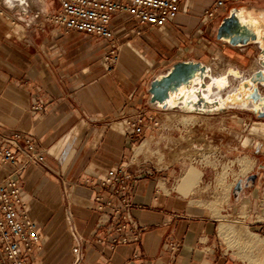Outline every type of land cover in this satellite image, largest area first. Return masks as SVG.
<instances>
[{"label":"crops","instance_id":"obj_1","mask_svg":"<svg viewBox=\"0 0 264 264\" xmlns=\"http://www.w3.org/2000/svg\"><path fill=\"white\" fill-rule=\"evenodd\" d=\"M202 3L183 0L178 17L164 28L115 15L111 26L121 48L113 61L106 59L109 48L102 38L66 33L50 21L52 3L47 2L46 19L36 6L22 14L28 18H18L2 3L0 130L34 140L46 163V168L27 165L20 177L22 209L42 236L27 256L30 264H73L75 239L66 229L63 209L81 238L84 264H172L173 242L181 245L179 264H225L229 251L221 225L242 231V239L251 232L264 238V170L257 185L234 202L232 187L239 179L227 193L215 192L217 172L200 155L155 171L137 162L132 166V171H151L140 175L132 196V219L142 230L137 242L114 243L107 231L108 209L98 210L96 196L104 192L100 182L109 170L134 159L148 128L135 138L122 116L143 106L154 114L171 111L150 104L153 78L187 60L207 63L215 77L225 74L214 68L212 59L208 63L200 58L199 41L189 36L197 24L198 34L202 31V13L208 7H199ZM196 9L197 18L192 16ZM230 48L234 55H224L227 71L247 77L261 69L259 46ZM253 48L258 55H250ZM230 81L231 86L238 83L236 78ZM251 117L255 119L247 128L253 134L261 129L253 139L263 143L264 118ZM240 141L236 137L232 142L239 146ZM11 173L10 166L0 163V183Z\"/></svg>","mask_w":264,"mask_h":264},{"label":"built area","instance_id":"obj_2","mask_svg":"<svg viewBox=\"0 0 264 264\" xmlns=\"http://www.w3.org/2000/svg\"><path fill=\"white\" fill-rule=\"evenodd\" d=\"M57 10L49 14L55 25L66 33H83L97 36L107 42L109 53L106 59H117L121 44L112 28L113 17L126 14L141 25L164 28L174 21L180 13L183 0H52ZM264 0H213L202 13L203 28L209 30L217 21L229 15L231 8L259 4ZM135 138L144 135L147 125L158 123L144 109L131 110L121 118ZM20 158L23 163L20 164ZM0 163L12 168L0 183V264H30L27 256L39 246L42 236L38 225L23 211V188L21 172L27 165L36 164L46 168L45 155L29 137L19 132L6 133L0 130ZM136 164L130 162L109 170L100 186L104 192L96 196L98 210L108 209L107 231L113 235V242L128 244L137 242L142 230L132 219V196L140 175L151 171L142 167L132 171ZM70 214V212H69ZM71 214L69 222L71 224ZM75 246L73 264H84L85 253L81 238L71 226ZM108 239V238H107ZM181 245L170 244L172 264H179L177 256Z\"/></svg>","mask_w":264,"mask_h":264},{"label":"rangeland","instance_id":"obj_3","mask_svg":"<svg viewBox=\"0 0 264 264\" xmlns=\"http://www.w3.org/2000/svg\"><path fill=\"white\" fill-rule=\"evenodd\" d=\"M1 1L0 7L3 8ZM45 1L52 3L50 6L52 12L57 10V5L52 0ZM212 1L203 0L199 7L203 9ZM255 5H264V1ZM12 12L18 18H28L19 11L13 10ZM192 16L197 18V9ZM40 17L46 19V13H41ZM220 22L212 24L207 31L202 27L200 34H198L197 24L196 29L189 34L191 38L199 41L200 58L208 63L218 51L225 56L234 55L230 52L233 48L217 40L216 32ZM250 53L251 56L258 55L256 48L251 49ZM184 57L189 58L190 56L187 54ZM141 109L147 111L158 125H147L146 135L135 148L134 160L154 171L178 165L186 160L192 162L197 155H200L206 159L208 168L217 172L215 192L225 194L232 187L234 180L249 177L250 173L257 171L260 164L264 163V142L253 139L254 134L259 133L261 129L257 131L254 129L256 132L253 134L252 129L247 128L250 119H255L251 117V112L234 110L213 115L205 114L201 118L196 114H184L179 109L155 114L148 106H143ZM236 137L242 139L239 146H234L232 142ZM198 145H202L203 152L196 150L195 146ZM63 212L66 229L73 237L71 224L64 209ZM221 228V233L226 237L224 247L229 251L223 260L225 264H264L263 237L251 232L242 239V231L229 227L227 224L221 225Z\"/></svg>","mask_w":264,"mask_h":264},{"label":"water","instance_id":"obj_4","mask_svg":"<svg viewBox=\"0 0 264 264\" xmlns=\"http://www.w3.org/2000/svg\"><path fill=\"white\" fill-rule=\"evenodd\" d=\"M243 7L245 6L231 8L229 15L223 18L217 28V40L230 47H246L257 41L256 33L247 24L244 25L239 18V10ZM262 53L264 54V49H262ZM259 61L264 67V60L260 59ZM210 73L211 70L208 69L203 62L187 60L175 63L167 69L166 73L158 74L153 78L149 87L150 104L152 106H158L162 110H170L169 101L172 96L179 95L182 88H191L195 79L199 77L203 82L200 89L195 92L197 100H188L184 102L185 97L180 95L179 98H177L179 105L175 106L176 109L182 112H188L187 108L192 107V113L201 115L220 114L221 112L227 111L228 109L222 107L220 102H211L203 95V91H205L207 87L205 79L208 78L207 74ZM251 80L254 83L259 82L260 85L252 94V100L254 102L262 100V98H264L261 96V89H264V70L261 69L253 73ZM183 102L185 105L181 106ZM251 113L257 118L263 119L264 107L260 111H251ZM198 150L202 151V148L200 147ZM261 170H264V163L258 167L257 171L251 173L249 177L239 179L236 182V185L232 189V199L234 202L238 201L246 190H250V188H254L257 185L261 176Z\"/></svg>","mask_w":264,"mask_h":264},{"label":"bare ground","instance_id":"obj_5","mask_svg":"<svg viewBox=\"0 0 264 264\" xmlns=\"http://www.w3.org/2000/svg\"><path fill=\"white\" fill-rule=\"evenodd\" d=\"M2 3L6 7L19 11L22 14L24 13L25 15H28L31 12V7L35 6L38 7L39 12L42 14H45L48 11L47 2L45 0H2ZM239 18L244 25L247 24L256 33L257 41L251 45H257L260 47L259 60H264V54L262 53V49H264V5H245V7L239 10ZM210 63L215 69L221 68L223 72L225 71V74L221 72L219 77H215L213 75L212 67L205 63L207 68L211 70V73L207 74L208 78L205 79L207 87L205 91H203V95L206 96L209 101L220 102L222 107H226L228 109L225 113L234 109L242 112L260 111L263 109L264 98L256 102L252 100V94L255 92L256 88L260 86L259 82L254 83L251 80L253 73L251 76L246 77L245 74L235 69L227 71V62H225V57L220 51L214 55ZM259 64L261 69L264 70L263 64L260 63V61L257 65L259 66ZM231 78H236L238 80L236 86H231ZM202 82L203 81L197 77L191 88H182L179 95L172 96L169 101V105L171 107L170 110L176 109L175 106L179 105L177 98H179L180 95L185 97L184 102L188 100L196 101L197 95L195 92L200 89ZM233 84H235V82H233ZM262 90L263 93H261V96L264 97V89H261V92ZM184 102L181 103V106L185 105ZM187 111L188 112L183 113L195 114L191 112L192 107L187 108ZM247 164L249 165V162Z\"/></svg>","mask_w":264,"mask_h":264}]
</instances>
